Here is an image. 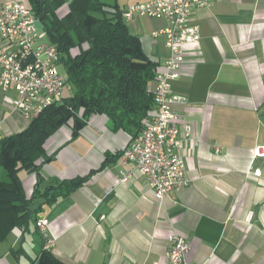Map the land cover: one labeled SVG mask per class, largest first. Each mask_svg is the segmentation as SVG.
<instances>
[{
    "label": "crops",
    "instance_id": "0c3cea01",
    "mask_svg": "<svg viewBox=\"0 0 264 264\" xmlns=\"http://www.w3.org/2000/svg\"><path fill=\"white\" fill-rule=\"evenodd\" d=\"M7 1L0 0V8ZM102 1L122 11L153 0ZM194 18L200 44L186 48L179 76L170 83L187 99L174 110L180 127L192 128L179 148L189 185L156 199L122 159L141 132L134 139L113 132L106 116L95 115L72 138L68 122L44 143L46 155L54 157L41 167L40 188L86 176L102 166L106 154L114 158L86 184L39 211L53 239L50 252L62 263L169 264L166 236L174 232L190 245L188 264H264V159L253 157V149L264 145V0H211ZM126 26L162 71L169 52L164 39L151 34L164 28V20L136 16ZM2 96L0 91L5 137L29 122ZM213 146L220 148L218 155ZM122 171L133 173L125 183L119 180ZM21 181L31 197L37 176L24 174ZM43 247L35 224L14 228L0 242V264H33Z\"/></svg>",
    "mask_w": 264,
    "mask_h": 264
},
{
    "label": "trees",
    "instance_id": "16d2710c",
    "mask_svg": "<svg viewBox=\"0 0 264 264\" xmlns=\"http://www.w3.org/2000/svg\"><path fill=\"white\" fill-rule=\"evenodd\" d=\"M26 4L56 46L70 91L29 121L24 130L0 140V168L7 180L0 182V242L14 228L27 230L35 224L43 205L51 206L69 196L114 158L106 154L102 166L86 176L51 180L40 188L41 167L54 157L44 151L46 140L70 121L75 138L95 115L106 116L111 131H124L136 138L154 106L151 88L159 65L128 31L123 10L115 5L102 0H26ZM61 10L64 13L60 15ZM20 172L37 176L29 198ZM33 264L64 263L43 249Z\"/></svg>",
    "mask_w": 264,
    "mask_h": 264
},
{
    "label": "built area",
    "instance_id": "2783aa9c",
    "mask_svg": "<svg viewBox=\"0 0 264 264\" xmlns=\"http://www.w3.org/2000/svg\"><path fill=\"white\" fill-rule=\"evenodd\" d=\"M211 0H153L128 6L122 11L125 22L136 16L161 18L164 28L151 34L153 40L163 38L169 55L162 71H157L151 88L154 106L138 138L123 152L124 162L133 166L150 186L156 199L189 185L184 158L179 154L181 141L192 134L191 126L180 127V117L174 110L187 99L174 93L170 83L177 79L185 60L186 48L200 44V29L194 12L208 8ZM60 54L46 36L41 23L28 5L9 0L0 8V91L2 100L26 121L37 118L43 110L59 103L70 91L67 80L59 70ZM10 92L15 97L9 95ZM1 130V126H0ZM2 135L0 134V140ZM214 154L220 153L213 146ZM253 157L264 159V145L253 149ZM256 177L260 172H255ZM132 172H120L122 183ZM35 226L44 240V250L53 247L48 236V222L37 218ZM169 264H188L190 245L176 233L166 236Z\"/></svg>",
    "mask_w": 264,
    "mask_h": 264
},
{
    "label": "rangeland",
    "instance_id": "374dc122",
    "mask_svg": "<svg viewBox=\"0 0 264 264\" xmlns=\"http://www.w3.org/2000/svg\"><path fill=\"white\" fill-rule=\"evenodd\" d=\"M59 13H60V15H61L62 13H64V11L61 10ZM58 70H59L60 74H61L63 77H66V72H65L64 67L62 66V64H59V65H58ZM0 170H1V168H0ZM4 174H5V173H4ZM24 174H26V173H25V172H22V173L19 175L21 179L24 177ZM1 181L6 182V181H7V180H6V177H5L4 180H0V182H1Z\"/></svg>",
    "mask_w": 264,
    "mask_h": 264
}]
</instances>
